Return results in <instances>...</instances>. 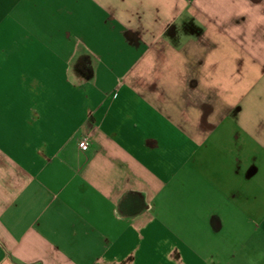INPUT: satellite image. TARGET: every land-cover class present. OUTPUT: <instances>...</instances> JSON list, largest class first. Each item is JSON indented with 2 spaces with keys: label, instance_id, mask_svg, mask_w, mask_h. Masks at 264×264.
Masks as SVG:
<instances>
[{
  "label": "crops",
  "instance_id": "obj_1",
  "mask_svg": "<svg viewBox=\"0 0 264 264\" xmlns=\"http://www.w3.org/2000/svg\"><path fill=\"white\" fill-rule=\"evenodd\" d=\"M6 60L0 264H264V0H0Z\"/></svg>",
  "mask_w": 264,
  "mask_h": 264
},
{
  "label": "rangeland",
  "instance_id": "obj_2",
  "mask_svg": "<svg viewBox=\"0 0 264 264\" xmlns=\"http://www.w3.org/2000/svg\"><path fill=\"white\" fill-rule=\"evenodd\" d=\"M30 83V79L23 77L20 64L13 60L0 61V108L6 114L11 111L12 105L20 103L21 93L30 89Z\"/></svg>",
  "mask_w": 264,
  "mask_h": 264
},
{
  "label": "built area",
  "instance_id": "obj_3",
  "mask_svg": "<svg viewBox=\"0 0 264 264\" xmlns=\"http://www.w3.org/2000/svg\"><path fill=\"white\" fill-rule=\"evenodd\" d=\"M79 147L82 151H87L89 149V141L88 139H83L80 144Z\"/></svg>",
  "mask_w": 264,
  "mask_h": 264
}]
</instances>
